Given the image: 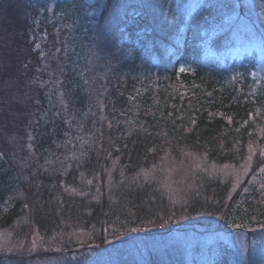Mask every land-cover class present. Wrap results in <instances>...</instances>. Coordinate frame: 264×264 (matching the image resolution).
<instances>
[{"label":"trees","instance_id":"trees-1","mask_svg":"<svg viewBox=\"0 0 264 264\" xmlns=\"http://www.w3.org/2000/svg\"><path fill=\"white\" fill-rule=\"evenodd\" d=\"M51 1L25 0L24 22L10 11L15 24L4 28L0 231L59 240L53 255H68L66 264H79L82 251L85 264H236L232 246L201 231L166 238L172 222L164 195L133 175L166 153L240 164L254 145L257 156L239 188L230 192V181L199 174L185 206L211 209L226 225L246 223L252 243L264 250V193L250 182L246 200H238L264 165V39L255 36L264 32V0L249 6L262 15L252 26L238 0H147L181 9L176 39L168 43L162 34L163 44L147 27L143 0L117 2L111 22L122 27L117 37L127 56L102 76L87 57L96 15L87 13L84 0H54L51 15L68 28L49 34L43 23ZM113 160L119 170L105 180ZM79 229L96 234L92 246L76 247L71 233ZM251 261L257 264V257Z\"/></svg>","mask_w":264,"mask_h":264},{"label":"rangeland","instance_id":"rangeland-1","mask_svg":"<svg viewBox=\"0 0 264 264\" xmlns=\"http://www.w3.org/2000/svg\"><path fill=\"white\" fill-rule=\"evenodd\" d=\"M120 1L122 0H114L113 6L108 10L104 9V6L108 4L109 0H84L87 13L90 16H94L95 14L98 21L97 35H95L96 37L88 47V63L93 66L94 72L101 76V72H104L105 75V72H108L109 69L115 65L116 59L117 62L121 60V62H123L124 57L127 56L126 53L124 56V50L120 46L121 39L117 37V33L121 34L122 27L118 29L119 26L111 22L114 7L116 3ZM143 1L145 3L144 8L148 7L145 8L148 19L146 20L148 24L147 27L150 28L152 32L156 30L160 33L155 39L159 44H163L165 39L160 37L163 34L168 36V38H166L167 41L170 40L168 43H172L177 37L173 23H177L178 17L181 15V9L179 7L177 8V6L171 8L165 7V5L157 3L156 1H154L155 4H149L147 0ZM255 2H258V0H238L239 10L245 11L247 14L246 17L242 16V18H244L250 26L255 22L261 23L259 17L262 15L264 16L263 12H261V15L257 10L251 11L249 9V6L252 7ZM55 3L56 2L52 0L48 5L49 16H52L51 14L55 7ZM0 4L3 7L0 8V36L3 38V42L0 43L1 47V45L4 46L6 38L4 36V28L10 26L12 23L15 24L13 19H15V22L16 20L21 23L24 22V19L28 16L29 10L27 9L25 0H0ZM246 8L249 10H246ZM10 11L16 14L13 19L9 17ZM189 12L185 14L182 23L181 20L179 21V28L186 25V22L189 20ZM49 16L47 15L48 18H46L48 22L44 20L43 23V27L48 30L49 34H60L63 33L65 27L68 28V23L64 18L52 16L50 19ZM260 26L261 25H258L256 28H260ZM258 30L259 29H257L256 32H258ZM263 35L264 32L262 33L261 31L260 33H255L256 37L260 38L261 36V38L264 39ZM252 47L255 48L256 46L254 45ZM259 52L260 54L264 52L262 47H260ZM4 60L7 61V58ZM119 63H117L116 66ZM182 67L183 66H179V69H182ZM99 95L100 94H98V96ZM99 99H101V97ZM107 127L108 125L105 126V129H107ZM247 153L248 154L240 164L218 163L207 159L203 154L198 155L187 151L177 158L173 157L170 153H166L160 156L155 163L138 169L139 171L133 175V178L139 181L143 180V182L153 183L161 194L164 195L163 200L166 199L163 203L167 206L168 213H170L168 218L171 219L172 222L171 228L167 231L168 234L166 238L176 236V234H180L183 231L192 232V230H197L198 232L201 231L202 233L208 234L213 239H223L231 243L236 253V264H251V258L254 255L257 257V264L262 262V253L264 254V250H259L254 246L252 240H250V228L245 225L246 223L243 226L226 225L222 216L211 213V209V212L208 211V209L196 213L189 212L185 206L186 196L196 190L195 179L199 174H204L208 177L218 176L223 180V183L226 180L230 181V192H234L239 188L250 170L251 163L254 162L255 156H257L254 145L249 146ZM117 167L116 161L113 160L109 163V170L105 174V180L112 179V174ZM118 170L119 168L117 171ZM263 175L264 165L258 174L252 177L247 184L240 189L238 200H246L244 194L247 193V186L250 182H254L253 184L256 185L255 190H257L259 194L264 193ZM259 181H262L263 184ZM248 219L253 221L249 216ZM243 221L247 222V217L244 218ZM104 234H106V232H103V235ZM130 235L131 232L127 233V236L122 238H128ZM71 236L77 243L76 247H80L83 243H85V245L90 243L92 246V241H94L93 238L96 237V234L94 235L92 230L79 229L71 233ZM161 239L162 237H156L152 240ZM60 244L61 241L59 240L38 236L31 230H27L24 233L0 231V262L2 264H66L69 261L68 255L62 257L53 255V251L59 250ZM94 245L93 247H97L96 243ZM102 249L103 248H99V250H96L94 253L102 251ZM42 252H45V254H42ZM86 252L87 251H84V253ZM78 256L80 257V259L79 257L77 259L79 264H85L86 255H83V251L80 252ZM73 260L74 258H71V261Z\"/></svg>","mask_w":264,"mask_h":264},{"label":"snow or ice","instance_id":"snow-or-ice-1","mask_svg":"<svg viewBox=\"0 0 264 264\" xmlns=\"http://www.w3.org/2000/svg\"><path fill=\"white\" fill-rule=\"evenodd\" d=\"M261 155L264 156V151L261 152Z\"/></svg>","mask_w":264,"mask_h":264}]
</instances>
